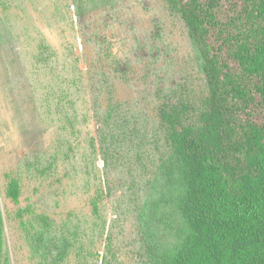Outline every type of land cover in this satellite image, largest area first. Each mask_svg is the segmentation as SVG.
<instances>
[{
	"label": "rangeland",
	"instance_id": "rangeland-1",
	"mask_svg": "<svg viewBox=\"0 0 264 264\" xmlns=\"http://www.w3.org/2000/svg\"><path fill=\"white\" fill-rule=\"evenodd\" d=\"M40 45L49 46L50 52L41 54ZM202 65L198 45L166 0H0V203L4 214L19 207L4 196L5 174L23 173L21 206L31 199L38 210L52 215L74 212L78 218L69 223L83 224L86 231L87 166L110 193L104 208L108 226L93 237L101 259L85 260L92 234L79 231L77 240L84 249L80 257L72 256L71 264H102L107 236L113 243L115 264L148 263L147 249L153 241L157 244L161 233H155L156 220L149 225L151 233L143 229L137 214L143 202L163 190L157 182L158 166L166 153L157 106L169 99L198 104L206 91ZM109 91L115 100L127 102L130 128H136L128 141L119 139L109 148L103 139L99 142L98 134L92 155L89 145L101 128L95 100L107 102ZM50 100L54 106L45 109ZM61 101L64 109L58 110ZM66 115L72 116L84 144L72 160L75 173H69L66 164L60 176L67 181L64 187H56L51 185L55 176L47 173L51 177L44 182L47 177L33 164L40 158V166H47L48 148L53 154L56 145L64 151L70 143L79 145L63 126ZM32 166L34 170L29 171ZM33 178L43 180L36 183L37 197L30 185ZM5 221L12 264H33L18 223Z\"/></svg>",
	"mask_w": 264,
	"mask_h": 264
},
{
	"label": "trees",
	"instance_id": "trees-1",
	"mask_svg": "<svg viewBox=\"0 0 264 264\" xmlns=\"http://www.w3.org/2000/svg\"><path fill=\"white\" fill-rule=\"evenodd\" d=\"M166 1L183 18L200 49L206 91L198 104L169 99L157 106L156 119L163 130L166 153L158 166L157 182L163 190L141 204L137 218L150 233V226L157 221L155 233H161L157 242L161 247L153 241L146 264H264V0ZM50 50L40 45L41 54ZM106 100H95L101 128L91 139L92 155L98 134L99 142L103 139L109 148L119 139L128 141L136 128H130L132 117L130 109L124 108L126 101L115 100L113 91ZM51 102H46L51 106L45 109L54 106ZM63 105L61 101L56 106L62 110ZM63 122L79 145L70 143L66 151L56 145L53 154L48 148L47 166H40V158L33 164L47 177L44 182L55 176L51 185L56 187H64L67 181L60 176L66 164L70 165L69 173H75L72 160L84 144H80L82 133L72 116L66 115ZM88 171L86 166V231L83 224L69 223L78 218L74 212L52 215L38 210L31 199L21 206L24 174H5L4 196L19 207L4 214L0 203V264H12L5 220L18 223L33 264H71L72 256L80 257L84 249L77 240L79 231L92 234L85 260L101 259L93 237L106 232L104 208L110 193L102 179ZM31 181L37 197L40 187L36 183L43 180ZM104 249L102 264H115L109 236Z\"/></svg>",
	"mask_w": 264,
	"mask_h": 264
}]
</instances>
